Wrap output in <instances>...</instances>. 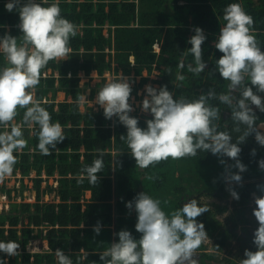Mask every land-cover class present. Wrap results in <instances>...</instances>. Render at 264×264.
I'll return each mask as SVG.
<instances>
[{"label": "trees", "instance_id": "trees-1", "mask_svg": "<svg viewBox=\"0 0 264 264\" xmlns=\"http://www.w3.org/2000/svg\"><path fill=\"white\" fill-rule=\"evenodd\" d=\"M8 2L10 0H0V37L11 34L19 38L22 35L18 27L19 12H8L5 8ZM37 2L42 3V0ZM54 2L48 0L43 6ZM233 3L240 4L253 18L252 34L264 50V0H59L61 15L77 26V35L70 38L66 60L50 61L42 69L34 98L50 113L52 122L62 125L66 138L51 155L44 156L37 148L38 126L22 129L27 146L14 153L17 163L12 174L19 176L16 178L20 187L1 185L10 202L7 209H0V241H15L20 248L15 257L0 252L3 264H58L56 249L69 255L73 264H102L99 254L112 243L113 211L121 203L133 201L138 193L144 192L140 178L146 169L136 166L130 149L120 139L121 135H126L127 129L118 122V117L106 119L103 108L96 110L87 101L82 109L78 96L87 95V99H92L104 86L106 70L115 78L120 73L140 76L141 81L132 86L131 95L135 96L154 70L159 72L158 78L154 79L157 88L167 85L177 99L196 100L209 89H214L217 94H227L228 82L218 71L213 72L215 61L223 55L214 43L225 23L224 10ZM195 27L202 28L207 37L202 45L207 68L199 76L187 71V64L193 61L188 53L192 45L187 41L195 34ZM155 43L160 45L159 52L155 50ZM131 56L134 62L130 60ZM182 59L185 68L181 74L186 79L177 82L178 64ZM4 66V57L0 55V68ZM94 72L100 80L92 84ZM82 79L85 80L82 82ZM178 83L180 86L175 87ZM58 91H63L71 99L65 110L45 101L49 92L52 93L50 98L54 99ZM209 104L220 109L221 117L214 122L218 131L230 133L235 142L239 134L232 131L231 110L218 99L210 100ZM254 110L259 123L264 119V112ZM130 115L139 119L141 128H146V121L153 118L151 113L139 114L138 110ZM22 116L23 110H20L17 123L22 121ZM240 147L239 159L247 166V171L241 173L242 186L237 184L239 192L246 199L252 192L264 196L257 187L264 185V170L259 167V161L264 159V147L256 142L255 134ZM254 148L257 149L255 156L251 155ZM101 153L103 171L97 174V184L92 185L82 169L101 158ZM220 159L211 152L200 151L195 157H185V164L191 169L203 170L209 163ZM222 159L228 165L235 164L226 156ZM149 168L147 170L152 171L154 180L169 176L153 165ZM232 171L239 170L232 168ZM33 172L34 176H31ZM202 173L197 172V175ZM26 177L32 182L30 190L35 192L34 201L26 200L23 195L29 188ZM164 185L160 183V187ZM13 190L20 192L17 195L21 200L11 198ZM86 190L91 192L88 198L85 197ZM207 191L216 194L212 189ZM50 193H55V199L44 200L43 196ZM113 197L116 200L112 202ZM98 221L102 223V230L96 235L93 226ZM237 225L235 223L228 230V239L236 236ZM209 230H206L208 234H213ZM37 238L46 241L47 247L31 250L30 243ZM218 245L221 247L222 243L218 242ZM204 255L208 263H212L213 258H209L206 252ZM222 264H232L231 259L224 257Z\"/></svg>", "mask_w": 264, "mask_h": 264}, {"label": "clouds", "instance_id": "clouds-1", "mask_svg": "<svg viewBox=\"0 0 264 264\" xmlns=\"http://www.w3.org/2000/svg\"><path fill=\"white\" fill-rule=\"evenodd\" d=\"M45 4L48 0H42V3L10 0L5 5L8 12H19L18 27L22 35L19 38L11 34L0 37V55L5 60V66L0 68V128L4 129L0 131V182L13 174L17 163L14 153L27 146L24 127L38 126L37 148L44 156L51 155L66 138L62 125L52 122L50 113L34 98V92L40 83L42 69L50 61L68 56L69 41L77 35V26L61 15L59 0L47 7L43 6ZM223 20L225 23L214 43L223 55L215 61L213 72L218 71L228 82L227 94H217L214 89H209L196 100L177 99L167 85L159 88L146 85L147 95L141 111L150 112L153 118L146 121V128H141L139 119L130 115L134 111L130 103L133 88L128 78L121 74L98 91L94 103L103 108L106 119L118 117V122L126 127L127 133L120 139L127 144L137 167L147 169L169 158L175 160L195 157L200 151L211 152L225 165V182L242 186L241 173L247 171V166L239 159L240 145L255 134L256 142L264 147V121L257 123L259 118L253 108L264 112V96L260 95L264 93V50L252 34L253 18L240 4H229ZM193 30L195 34L187 41L192 45L188 53L193 61L187 64V71L199 76L207 68L202 50L207 37L202 28ZM184 68L182 59L178 64L177 82L186 79L181 74ZM179 86V83L175 85ZM216 99L231 110L232 131L239 134L235 142L230 133L218 131L214 123L220 119L221 112L209 101ZM86 100V96H78L79 105L83 106ZM20 110H23L22 121L17 123ZM256 153L257 149H252L251 155ZM102 156L103 153L101 158L82 169L92 185L97 184V174L103 171ZM225 156L235 164L228 165L222 159ZM259 167L264 170V159L259 161ZM232 168L239 171L233 172ZM147 179L153 180L154 177L148 176ZM257 187L264 192V185ZM227 190L235 200L240 199L235 188L230 186ZM254 203L253 215L259 227L253 234V243L258 250L246 249V258L241 259L240 264H264V196H255ZM126 207L135 209V227L141 236L136 239L128 230L114 233L119 240L99 254L102 264H197L195 254L209 237L204 224L198 223L196 218L208 212V207L192 199L168 215L162 210L161 201L145 191L127 202ZM101 230L102 223L98 221L93 231L99 235ZM19 248L15 241H0V252L9 257L17 256ZM55 256L58 264H73L70 256L61 249H56Z\"/></svg>", "mask_w": 264, "mask_h": 264}, {"label": "rangeland", "instance_id": "rangeland-1", "mask_svg": "<svg viewBox=\"0 0 264 264\" xmlns=\"http://www.w3.org/2000/svg\"><path fill=\"white\" fill-rule=\"evenodd\" d=\"M158 73V70H154L150 74L149 80L139 89L138 96L131 95L130 97V103L133 105V108L135 110L137 109L139 111V113L141 112L142 101L145 95H147V93L145 92V86L151 84L152 86L157 88L158 84L154 82V79L158 78ZM145 74L146 71L144 72V75ZM104 75L106 76L104 85L109 80L115 77L109 70H106ZM120 75L121 74H119L118 76ZM124 76L129 79L132 86L135 85V83H139L141 81L140 76H134V74H131L130 76ZM84 80L85 79H82V82ZM99 80L100 77H98L95 73L94 78L92 79V84L98 82ZM102 87L103 86H101L100 89ZM51 95L52 93L49 92L48 98H50ZM96 95L97 94H95L92 99L86 100L89 102V105H93V107L95 108L98 107V105L94 103ZM48 98L45 99L47 103L51 102V104H54L56 108H60L62 110H65L71 104L70 97H66L63 91H58L54 99ZM182 159L184 158L175 160L169 158L168 160L161 161L153 166L156 168L164 167L163 170H167L166 167L169 165V161L172 160V165L171 168H169V171L173 172L174 168V176L182 177L183 181L186 182V185L183 187V191H186L187 193L191 192V200L197 199L198 203L201 206L208 207V212L203 213L196 219L198 223L204 224L205 231L207 228H210V230L213 232V234L209 235L206 231L209 238L202 243V252H200H210L207 256L213 257V259L212 263L209 264H222V260L224 257L231 258L232 264H240L241 259L246 258L244 255L246 249L251 251L258 250L253 243V234L259 227V224L253 215V209L256 207L254 203V197L259 195L255 192H252L250 193L249 199H246L244 198V195L239 192V188L236 183H232L231 185L226 183L223 179V176L225 174V166L218 160H216L214 163H209L203 170L194 171L190 169L187 171V165L181 163ZM189 171L191 176H193L197 172L203 173L201 175L191 177L190 179L184 176ZM31 176H34V172L31 174ZM170 176V178H167L165 180L166 184L163 187H160V181L164 179V176L158 177L160 181L158 182V185L155 186V198L161 201V208L165 206L164 210L167 211L166 213L168 215H170L172 211L181 208L184 204L190 201V199H187L188 202L185 201L183 192H177V189L174 187L177 184L174 181H177V179H175L172 175ZM16 177L19 176L11 175L10 177H7L3 182H0V209H6L10 202V197L6 192L2 190L1 185L4 183L6 187H12L13 185L20 187V182L17 181L18 178ZM50 181H52L51 178ZM187 181H189L190 185L194 184L191 189L188 186ZM27 182L29 188H26L24 190L23 195L28 201H32L34 200V192L30 190L32 182H29L28 178L26 177L25 183ZM230 186L235 188V190L239 193L240 199L238 201L235 200L227 190ZM208 188L212 189L213 193L215 192L217 195L210 194V192L207 191ZM18 193L20 192L13 190L11 193V198L17 199L19 201L21 197L17 195ZM53 197L54 195H45L44 199L49 200ZM165 201L167 203H165ZM240 218L242 219L239 220ZM237 221V231L238 233L243 231V233H245L246 240L242 241L241 239H235V241L232 240L230 244L221 242L222 245L221 247H219L217 240L223 241L225 238H228V230H230ZM45 243L47 242H44L41 239H33L30 243V249L41 250L45 247ZM217 250L219 252L215 255V253H213L212 251ZM200 256L203 257V255L201 254ZM195 257H198V255H195Z\"/></svg>", "mask_w": 264, "mask_h": 264}, {"label": "crops", "instance_id": "crops-1", "mask_svg": "<svg viewBox=\"0 0 264 264\" xmlns=\"http://www.w3.org/2000/svg\"><path fill=\"white\" fill-rule=\"evenodd\" d=\"M160 47V45H159ZM156 50V49H155ZM157 52L160 51L159 50H156ZM132 59H134L133 56L130 57V60L132 61ZM133 62V61H132ZM96 73V72H95ZM121 74V73H120ZM114 75V74H113ZM119 75V74H118ZM117 75V76H118ZM115 76V75H114ZM135 76V75H134ZM119 77V76H118ZM115 78V77H114ZM134 95V94H133ZM261 96H264L262 94H260ZM88 102V101H87ZM89 103V102H88ZM93 106V105H92ZM83 107V108H82ZM82 109H84V106H81ZM99 108H101L99 105L97 108L94 107V109L98 110ZM137 110V109H136ZM135 111V109H134ZM139 113V111H138ZM141 113H144V112H140L139 114ZM146 114H149V113H146ZM172 161V160H171ZM171 161H169V165L166 167L167 170H163L164 167H160V168H156V169H161L163 170V172L167 173L169 176L168 178H170L172 175L175 179H177V181L175 180L174 182H176V186H174L179 192H183V187L186 185V182L183 181V178L182 177H176L174 176V168H173V172L169 171V168H171ZM182 161H184V165H185V158L182 159ZM183 165V166H184ZM150 169V168H149ZM184 169V168H183ZM191 168L187 166V171L190 170ZM192 170L194 171H197L198 169L196 168H193ZM148 176H153L152 175V171H148L146 169L145 173L141 176L140 178V182L141 184L144 183V191L149 194L151 197H153L154 199L155 198V186L158 185V182L160 181L159 178H156V180H148L147 177ZM186 176L187 178H190L191 177H195L197 176V173H195L193 176L190 175V171L188 173H186ZM166 178H164L162 181H160L161 184H166L165 182ZM188 182V186L190 187V184H189V181ZM56 184V182H55ZM34 192V190H32ZM185 192V191H184ZM49 195H54V199H55V193H50V194H46V196H49ZM91 195V192L90 190H86L85 192V197L88 198L90 197ZM45 196V195H44ZM44 196H43V199H44ZM35 192H34V200H35ZM49 199V200H46V201H53L54 199ZM21 200V199H20ZM27 200V199H26ZM32 200V201H34ZM45 200V199H44ZM56 200H59V199H56ZM116 200V197L114 198L113 197V200L112 202ZM126 204L127 202L125 203H121L120 204V207L119 208H115L114 211H113V224L111 225V228H112V242H118L119 240V237L117 235H114V233H118L119 231L121 230H128L132 233V235L136 238V239H139L141 234L139 232L136 231V223H137V213L135 211V209L133 208L132 210H129L127 207H126ZM9 205V204H8ZM8 208V207H7ZM6 208V209H7ZM165 206L162 207V210H164ZM167 211H165L166 213ZM167 214V213H166ZM46 242V241H45ZM47 247V243H45V247ZM202 248L198 249L197 252H196V255H198V257H195V259L197 260V264H203V261H204V257L202 258L200 256V252ZM84 251V250H82Z\"/></svg>", "mask_w": 264, "mask_h": 264}, {"label": "flooded vegetation", "instance_id": "flooded-vegetation-1", "mask_svg": "<svg viewBox=\"0 0 264 264\" xmlns=\"http://www.w3.org/2000/svg\"><path fill=\"white\" fill-rule=\"evenodd\" d=\"M181 163L184 164V161H181ZM190 189H191V185H190ZM183 193H184L183 195L185 197V201L186 202H188L187 199H190L191 200V195H192L191 192L190 193H187L186 191L185 192L183 191ZM215 195H217V194H215ZM241 219L242 218H240L239 220H241ZM238 221L236 222V224L238 223ZM207 229H209V228H207ZM236 232H237L236 236H234L232 239L225 238L223 241L217 240V242H225V244H230L232 242V240L235 241V239H238V240L241 239L242 241L243 240H246L245 233H243V231H241V232L238 233L237 227H236ZM204 252H207V251H204ZM212 252L215 253V255H216L219 251L217 250V251H212ZM207 253L209 254L210 252H207ZM200 254L203 255V257H205L204 253H200ZM209 258H213V257H209ZM229 259H231V258H229ZM203 264H209L206 258H204Z\"/></svg>", "mask_w": 264, "mask_h": 264}, {"label": "built area", "instance_id": "built-area-1", "mask_svg": "<svg viewBox=\"0 0 264 264\" xmlns=\"http://www.w3.org/2000/svg\"><path fill=\"white\" fill-rule=\"evenodd\" d=\"M154 45H155V49L156 50H159L160 49L159 43H155ZM132 61L134 62V59H132ZM253 108L256 109L255 106H253Z\"/></svg>", "mask_w": 264, "mask_h": 264}, {"label": "bare ground", "instance_id": "bare-ground-1", "mask_svg": "<svg viewBox=\"0 0 264 264\" xmlns=\"http://www.w3.org/2000/svg\"><path fill=\"white\" fill-rule=\"evenodd\" d=\"M261 121H264V119H263V120H261Z\"/></svg>", "mask_w": 264, "mask_h": 264}]
</instances>
